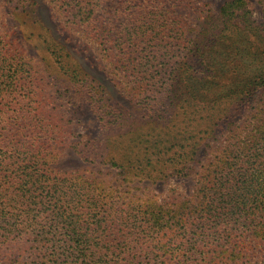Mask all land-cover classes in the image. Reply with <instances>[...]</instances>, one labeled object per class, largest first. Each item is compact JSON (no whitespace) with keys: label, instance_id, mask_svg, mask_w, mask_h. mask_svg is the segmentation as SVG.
Listing matches in <instances>:
<instances>
[{"label":"trees","instance_id":"16d2710c","mask_svg":"<svg viewBox=\"0 0 264 264\" xmlns=\"http://www.w3.org/2000/svg\"><path fill=\"white\" fill-rule=\"evenodd\" d=\"M186 1L52 0L81 34L74 49L30 17L96 121L97 135L73 147L88 167L76 171L55 167L68 133L56 125L58 80L0 24V254L26 264H264V16L229 0L187 29L175 13ZM15 9L28 12L22 0L10 17ZM82 43L110 59L134 113L76 59ZM171 178L192 186L162 201L132 186Z\"/></svg>","mask_w":264,"mask_h":264},{"label":"rangeland","instance_id":"374dc122","mask_svg":"<svg viewBox=\"0 0 264 264\" xmlns=\"http://www.w3.org/2000/svg\"><path fill=\"white\" fill-rule=\"evenodd\" d=\"M22 1L25 2L28 12L23 10L19 12L15 9V16L10 17L8 9L14 4L17 5V0H0V24L3 29L10 33L11 38L17 39L18 44L29 51V55L33 58L35 64L39 65L42 69H48L49 72L53 74L54 78L58 80V83L56 80L57 84L54 87V91L62 89V92L57 94L58 97L54 98L56 99L54 101H56L55 106L57 107L54 114L57 116L56 125L64 128L68 133L62 137V142L59 144V149L61 150L59 155L60 159L55 167L62 171L86 169L88 167L83 165L78 156L74 154L73 147L97 135L98 130L95 118L90 110L86 95L72 89L63 74L55 69L56 65L54 61L51 60L48 55L44 54L36 37L32 36V32L38 31L39 28L38 26H31L32 20L30 17L34 16L43 24V28L40 29L41 31L44 29L51 30L54 39L65 45L69 43L68 46L71 48L76 45L77 40H80L81 34L77 29H75V31H70L64 19L57 13L52 0ZM227 1L229 0H187L180 8L175 10V13L178 16L180 15L182 20H185V27L191 29L197 24V19L200 18L201 15L205 13L208 14L210 11L218 14L221 6ZM247 1L250 4L253 19L257 22H261L264 16V2L262 0ZM4 3H6V5H4ZM22 4L24 3L18 4L21 9ZM170 4L171 3H169V5ZM111 20L115 21L116 16L115 18L112 16ZM122 21H124V19H122ZM190 35L191 32L187 34V37H190ZM68 40L69 42H67ZM80 42L84 41L81 40ZM77 46L79 51L76 53V59L82 63L85 70L105 86L109 98L113 99L115 102H119L122 104V107L134 113V105L130 103L129 99L120 91V88L116 86V84L122 80L121 77H116L112 73L110 67L107 66L110 59H108L101 50L96 51V49L94 50V48L87 45V43H82ZM179 59H181V57L175 59V61ZM257 100H260V96L257 97ZM55 106H51L48 110H52ZM69 110H72V113L68 114L67 111ZM103 173L106 174L105 177L109 180L113 179L106 171H103ZM114 183L115 182H113L112 185H114ZM132 186L136 188V193L140 195H154L162 201L171 194L170 191L172 189L177 188L180 193H185L192 185L188 184L187 181H178L177 179L171 178L164 184L149 185L145 183H134ZM12 253L13 252L7 253L8 256H5L6 253L0 254V264H26V259L17 262L16 256H12ZM257 256L259 262L264 261V249H259Z\"/></svg>","mask_w":264,"mask_h":264}]
</instances>
